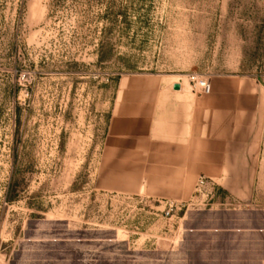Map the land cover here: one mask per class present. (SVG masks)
<instances>
[{"label":"rangeland","instance_id":"1","mask_svg":"<svg viewBox=\"0 0 264 264\" xmlns=\"http://www.w3.org/2000/svg\"><path fill=\"white\" fill-rule=\"evenodd\" d=\"M264 89V0H0V264H264L258 176L176 203L98 186L119 79Z\"/></svg>","mask_w":264,"mask_h":264},{"label":"crops","instance_id":"2","mask_svg":"<svg viewBox=\"0 0 264 264\" xmlns=\"http://www.w3.org/2000/svg\"><path fill=\"white\" fill-rule=\"evenodd\" d=\"M210 81L208 91L198 92L173 73L122 76L99 188L180 203L194 197L205 176L218 189L248 194L258 176L264 89L236 74Z\"/></svg>","mask_w":264,"mask_h":264},{"label":"built area","instance_id":"3","mask_svg":"<svg viewBox=\"0 0 264 264\" xmlns=\"http://www.w3.org/2000/svg\"><path fill=\"white\" fill-rule=\"evenodd\" d=\"M190 85L194 91L205 92L211 88V81L210 79L194 75L190 78ZM215 190H216V184L212 179L205 176H200L196 184L194 197L195 198L201 197L203 199H206L212 196ZM166 202L169 206L167 211V213L169 214L173 210V207L177 202L174 201H166ZM180 203H185V202H180Z\"/></svg>","mask_w":264,"mask_h":264},{"label":"water","instance_id":"4","mask_svg":"<svg viewBox=\"0 0 264 264\" xmlns=\"http://www.w3.org/2000/svg\"><path fill=\"white\" fill-rule=\"evenodd\" d=\"M179 87H180V85H178V84H177V85H175V88H179Z\"/></svg>","mask_w":264,"mask_h":264}]
</instances>
